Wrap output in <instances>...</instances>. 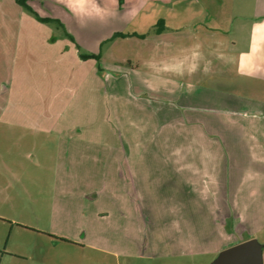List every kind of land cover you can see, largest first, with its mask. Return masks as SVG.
Returning a JSON list of instances; mask_svg holds the SVG:
<instances>
[{
	"label": "rangeland",
	"instance_id": "rangeland-1",
	"mask_svg": "<svg viewBox=\"0 0 264 264\" xmlns=\"http://www.w3.org/2000/svg\"><path fill=\"white\" fill-rule=\"evenodd\" d=\"M137 1L92 0L88 8L78 12L66 4L62 17L75 42L65 37L54 23L38 22L27 12L41 25L36 33L57 40L35 44L36 60L31 65L35 66L36 77L19 74L15 86L10 88L9 102L21 104L20 109L29 105V117L35 126L21 124L13 130L5 128V137L13 135L21 139L18 144L3 143L0 264H211L217 257L213 250L187 256L173 254L171 190L166 186L158 191L150 188V199L144 206L146 212H142L143 216L139 212L136 215L132 209L130 218L113 216L115 208L108 192L99 198L91 193L81 197L89 183L99 186L109 179L108 162L113 150L129 147L149 153L172 150L170 106L159 101L168 99L163 94H146L147 85L155 91V86L164 84L163 80L152 78L150 83L145 82V70L121 63L126 59L135 62L147 47L139 36L115 37V34L146 33L152 28L149 21L156 19L155 0H148L146 10L135 13L137 5L133 3ZM198 2L203 10L200 19H206L208 25L212 20L228 26L235 6L248 2L262 7L264 0ZM160 10L166 11V7ZM101 51L103 57L99 58L84 59L80 55V52L100 54ZM97 74L100 85L96 91ZM167 96L172 98L170 94ZM46 106H49L47 118L43 116ZM27 114L28 111L21 109L14 117L22 123ZM58 123L62 124L61 130L53 126ZM77 124L81 125L80 135L69 133L78 138L64 136ZM260 141L254 142L255 147L264 150ZM7 147H13V152L6 151ZM77 151L98 152L101 157L85 155L78 165L64 159L59 166L60 152ZM257 169L264 183V164L260 163ZM153 175L148 172V181L152 182ZM167 183L168 187L172 184L171 180ZM56 193L64 211L54 216ZM258 205L264 226L263 185ZM108 210L110 216L104 214ZM53 230L62 234L57 235ZM257 239L263 244L264 259V229ZM218 242L214 238L209 245L216 247ZM127 252L133 255L124 254Z\"/></svg>",
	"mask_w": 264,
	"mask_h": 264
},
{
	"label": "crops",
	"instance_id": "crops-1",
	"mask_svg": "<svg viewBox=\"0 0 264 264\" xmlns=\"http://www.w3.org/2000/svg\"><path fill=\"white\" fill-rule=\"evenodd\" d=\"M91 1L27 0L40 16L61 20L67 32L68 24L62 17L66 4L78 12L88 8ZM155 1L156 19L148 22L153 29L141 32L146 35L138 37L146 44V51L135 62L126 59L121 63L145 70V82L150 83L152 78L163 80L164 84L155 86V91L147 85L146 94H163L168 99L159 101L170 106L172 150L155 153L130 147L113 150L108 162L109 179L99 186L89 183L81 197L91 193L99 198L108 192L115 208L113 216L130 218L132 209L139 215L146 212L150 188L158 191L166 186L171 190L173 254L187 256L213 250L219 255L228 247L257 238L264 229L258 205L264 183L257 169L260 163L264 164V150L254 143L260 140L264 143V3L262 7L248 2L235 6L226 26L212 20L208 25L206 19H200L203 10L199 9V0ZM133 4L137 5L135 13L143 12L148 0ZM162 6L166 11L160 10ZM27 12L16 0H0V167L4 165L3 143L18 144L21 139L13 135L5 137V128L35 126L29 117V105L21 108L28 111L22 123L14 117L19 115L21 104L9 102L10 88L15 86L19 74L36 77L35 66L31 65L36 60L35 44L57 40L36 33L41 25ZM160 20L165 21L167 29L158 32L154 26ZM96 78L100 80L99 74ZM99 85L98 81L96 91ZM168 94L172 98H167ZM48 108H44L45 118L49 116ZM47 123L45 127L49 129ZM61 125L53 124L59 130ZM71 131L80 135L81 125L68 133ZM70 133L64 136L76 139ZM98 138L101 137H94ZM6 151L12 153L13 147ZM60 153L59 166L64 159L78 165L85 155L101 157L98 152ZM149 171L154 174L152 182L147 178ZM56 199L57 193L54 216L64 211ZM104 214L110 216L111 211ZM53 232L62 234L60 230ZM214 238L219 240L216 247L209 245Z\"/></svg>",
	"mask_w": 264,
	"mask_h": 264
},
{
	"label": "water",
	"instance_id": "water-1",
	"mask_svg": "<svg viewBox=\"0 0 264 264\" xmlns=\"http://www.w3.org/2000/svg\"><path fill=\"white\" fill-rule=\"evenodd\" d=\"M213 264H264L263 244L251 238L220 252Z\"/></svg>",
	"mask_w": 264,
	"mask_h": 264
},
{
	"label": "trees",
	"instance_id": "trees-1",
	"mask_svg": "<svg viewBox=\"0 0 264 264\" xmlns=\"http://www.w3.org/2000/svg\"><path fill=\"white\" fill-rule=\"evenodd\" d=\"M19 4H21L26 10H28L29 12H31L35 18L40 21V22H46V23H54L56 25H58L59 27H61L64 32L66 33V35L75 42V38L72 34H70L69 32H67V30L65 29L64 24L61 22V20L59 19H55V18H51V17H42L40 16V14L38 12H36L34 10V8L32 6H30L27 2V0H16ZM155 31L161 32L164 31L165 29H167V26L165 24L164 20H160L157 22V24L154 26ZM139 36V37H144L146 34H135V33H123V32H118L115 34L116 36H121V37H129V36ZM80 55L82 58L84 59H88V58H99L101 55L100 54H88V53H81ZM60 240H64L63 238H61Z\"/></svg>",
	"mask_w": 264,
	"mask_h": 264
}]
</instances>
